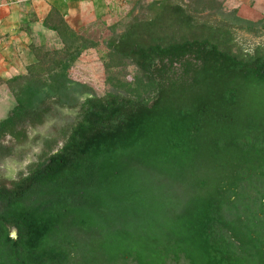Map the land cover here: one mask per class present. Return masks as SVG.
Instances as JSON below:
<instances>
[{
    "label": "trees",
    "instance_id": "trees-1",
    "mask_svg": "<svg viewBox=\"0 0 264 264\" xmlns=\"http://www.w3.org/2000/svg\"><path fill=\"white\" fill-rule=\"evenodd\" d=\"M225 0H136L105 39L110 90L71 76L100 41L52 8L60 45L4 80L0 161L60 108L36 161L0 178V264H262L241 231L264 199V18ZM231 230V231H228ZM241 240V242H240Z\"/></svg>",
    "mask_w": 264,
    "mask_h": 264
},
{
    "label": "rangeland",
    "instance_id": "rangeland-1",
    "mask_svg": "<svg viewBox=\"0 0 264 264\" xmlns=\"http://www.w3.org/2000/svg\"><path fill=\"white\" fill-rule=\"evenodd\" d=\"M136 0H113L108 6L100 12L92 21L88 22L80 32L84 35L100 41L98 49L89 50L77 63L71 71L72 78L87 83L93 91L102 95L110 90V85L106 82V73L101 64V56L105 50V39L111 34V27L117 24V30H121L125 22L129 19V12L134 6ZM226 9L233 7L239 8V15L248 19L258 20L264 18L263 0H225ZM238 41L245 47H254L264 44V30L259 33L239 31ZM48 48L58 47L50 43ZM12 56V60L0 58V65H6V62L16 64L17 60ZM28 61H26L27 63ZM19 67V66H18ZM25 68L23 64L22 71ZM8 72V74H6ZM0 73V120L7 116L14 104V98L11 95L4 80L8 78L9 73ZM75 112L69 108H60L57 114H51L46 121L36 127L28 128V139L23 143H16L12 139L6 142L13 145L14 151L10 157L0 161V178H15L20 171L26 170L30 162L36 161L42 151V138L54 134L63 122L72 119Z\"/></svg>",
    "mask_w": 264,
    "mask_h": 264
},
{
    "label": "crops",
    "instance_id": "crops-1",
    "mask_svg": "<svg viewBox=\"0 0 264 264\" xmlns=\"http://www.w3.org/2000/svg\"><path fill=\"white\" fill-rule=\"evenodd\" d=\"M112 1L0 0V58L12 60V56H15L14 59L17 60L16 64L10 61L6 62V65L1 64L0 73L7 72L9 69H14V72L9 75L20 73L23 64L31 59V44L60 45L56 34L42 24L52 8L63 13L71 27L81 31Z\"/></svg>",
    "mask_w": 264,
    "mask_h": 264
},
{
    "label": "flooded vegetation",
    "instance_id": "flooded-vegetation-1",
    "mask_svg": "<svg viewBox=\"0 0 264 264\" xmlns=\"http://www.w3.org/2000/svg\"><path fill=\"white\" fill-rule=\"evenodd\" d=\"M261 203L263 210L258 212L257 218L254 220V226L242 230H235V231L242 232L241 233L242 242L246 244L247 243L256 244L258 257L261 259L262 264H264V199H262Z\"/></svg>",
    "mask_w": 264,
    "mask_h": 264
}]
</instances>
